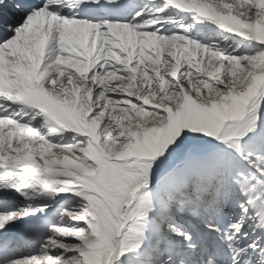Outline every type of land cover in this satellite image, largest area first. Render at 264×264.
I'll return each mask as SVG.
<instances>
[{"label": "snow or ice", "instance_id": "6c2138e0", "mask_svg": "<svg viewBox=\"0 0 264 264\" xmlns=\"http://www.w3.org/2000/svg\"><path fill=\"white\" fill-rule=\"evenodd\" d=\"M0 264H264V0H0Z\"/></svg>", "mask_w": 264, "mask_h": 264}]
</instances>
